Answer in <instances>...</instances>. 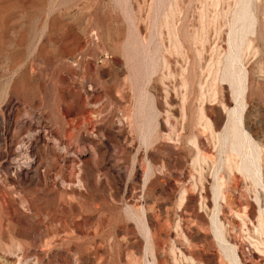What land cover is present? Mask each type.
<instances>
[{
    "label": "rangeland",
    "instance_id": "obj_1",
    "mask_svg": "<svg viewBox=\"0 0 264 264\" xmlns=\"http://www.w3.org/2000/svg\"><path fill=\"white\" fill-rule=\"evenodd\" d=\"M0 264H264V0H0Z\"/></svg>",
    "mask_w": 264,
    "mask_h": 264
}]
</instances>
